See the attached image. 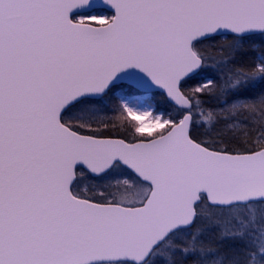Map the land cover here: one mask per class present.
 <instances>
[{"label": "snow or ice", "instance_id": "1", "mask_svg": "<svg viewBox=\"0 0 264 264\" xmlns=\"http://www.w3.org/2000/svg\"><path fill=\"white\" fill-rule=\"evenodd\" d=\"M0 264H264V0H0Z\"/></svg>", "mask_w": 264, "mask_h": 264}]
</instances>
